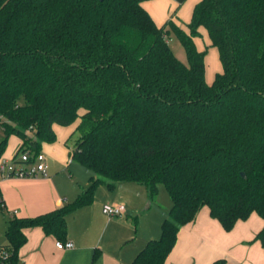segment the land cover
Returning <instances> with one entry per match:
<instances>
[{
	"label": "trees",
	"instance_id": "16d2710c",
	"mask_svg": "<svg viewBox=\"0 0 264 264\" xmlns=\"http://www.w3.org/2000/svg\"><path fill=\"white\" fill-rule=\"evenodd\" d=\"M145 1L0 0V158L13 136L17 162L54 144V125L79 121L70 164L92 173L75 201L9 221L0 246L9 264L20 263L27 229L66 243L68 216L102 185H143L151 202L162 185L172 200L161 237L132 264H165L204 208L226 232L253 213L264 220V0H201L189 34L172 21L158 27ZM200 28L223 66L212 85L194 41ZM255 240L264 249V228Z\"/></svg>",
	"mask_w": 264,
	"mask_h": 264
},
{
	"label": "crops",
	"instance_id": "0c3cea01",
	"mask_svg": "<svg viewBox=\"0 0 264 264\" xmlns=\"http://www.w3.org/2000/svg\"><path fill=\"white\" fill-rule=\"evenodd\" d=\"M200 1L187 0L180 4L175 0H150L143 2L142 6L158 27L172 21L189 34L188 25ZM199 32L201 36L194 41L199 52H207L205 79L208 85H212L216 76L223 73V66L208 31L200 28ZM78 125L79 121L70 127L54 125L57 141L43 144L41 151L46 155L48 170L39 177H8L2 172L1 165L11 160L15 162V155L22 145L20 138H10L9 149L0 158V246L8 244L6 231L13 217L28 218L50 213L75 201L88 187L92 176L90 171L89 180H82V185L75 188L68 185L66 176L63 178L67 182L53 169L57 165L66 166L73 177L69 167L71 150L66 143ZM15 164L21 167L18 160ZM70 182L75 183L74 180ZM102 187L107 188L105 185L99 188ZM97 195L104 197L97 205L91 204L67 218L66 242L74 243V249L60 250L56 246L58 240L46 235L41 228L27 229L28 240L19 252V264H132L149 241L161 237L162 224L171 209L168 205L160 208L157 201L151 202L145 186L124 182L113 190L108 189V194L103 191ZM106 204H122L127 212L121 220L109 217L107 226H101L100 222L106 217L103 213ZM263 228L264 220L253 213L248 220L239 221L231 232H226L221 223L210 216L208 208H204L194 223L180 230L176 246L165 264H213L222 259L226 264H264V249L255 240Z\"/></svg>",
	"mask_w": 264,
	"mask_h": 264
},
{
	"label": "built area",
	"instance_id": "2783aa9c",
	"mask_svg": "<svg viewBox=\"0 0 264 264\" xmlns=\"http://www.w3.org/2000/svg\"><path fill=\"white\" fill-rule=\"evenodd\" d=\"M18 161L21 164V167H17L15 162L11 164L3 163L1 165V170L8 177H39L40 175H45L48 166L46 155L41 152L38 154H30L29 152L22 153L19 156ZM127 210L126 207L122 204H106L103 207V213L110 217H123L125 216ZM57 248L60 250H72L75 245L72 242H57ZM9 254L6 251L0 252V264H9Z\"/></svg>",
	"mask_w": 264,
	"mask_h": 264
},
{
	"label": "rangeland",
	"instance_id": "374dc122",
	"mask_svg": "<svg viewBox=\"0 0 264 264\" xmlns=\"http://www.w3.org/2000/svg\"><path fill=\"white\" fill-rule=\"evenodd\" d=\"M169 44H170L172 50L174 51L175 55L177 56V58L180 59L182 62L187 63L186 53H185L183 47L181 46V44L178 42V40L175 37H172ZM2 136H3V134L0 132V138H2ZM9 146H10V142L8 144L7 149H9ZM69 147H70V150H73L75 148V142L74 141L71 142ZM10 162L12 163L13 160L9 161V163ZM69 166H70L71 171L73 172L72 178L70 177V173L67 170L66 166L57 165V166H54L53 169L55 171V174H57L58 176H62V178H63V176H66L67 179L69 180V182H67L64 178L62 180L66 181L68 183V185L75 187V188H77V186L82 185V183H81L82 180L86 181V182L89 180V178L91 176L89 174L90 172L87 171V169L84 168L82 165H80L78 163H72ZM74 170L76 172L75 174H74ZM70 180H74L75 183L70 182ZM98 189H99L98 192L104 191L106 194H108V189L106 187H102V188H98ZM98 192H96L95 200L93 202L94 204H92V206L97 205V203H99V201L103 200V198H104L101 195H97ZM156 201L159 203L160 208H165L167 205H168V207H170V209L172 207V200L170 198V195L167 192L166 188L162 185L159 186V194H158ZM120 218L121 217H119L118 219L117 218H113V219L121 220ZM8 219H9V217H7V221H8ZM106 219L108 220L110 218L106 216L105 219L102 220V222H100L101 226H107ZM76 226H78V225H76Z\"/></svg>",
	"mask_w": 264,
	"mask_h": 264
},
{
	"label": "water",
	"instance_id": "95a60500",
	"mask_svg": "<svg viewBox=\"0 0 264 264\" xmlns=\"http://www.w3.org/2000/svg\"><path fill=\"white\" fill-rule=\"evenodd\" d=\"M243 176L245 177V175L243 174Z\"/></svg>",
	"mask_w": 264,
	"mask_h": 264
}]
</instances>
